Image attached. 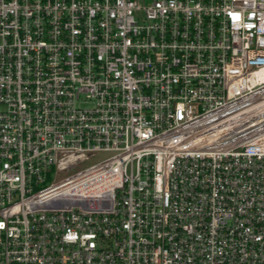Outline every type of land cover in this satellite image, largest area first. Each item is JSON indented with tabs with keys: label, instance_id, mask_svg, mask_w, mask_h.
I'll return each mask as SVG.
<instances>
[{
	"label": "built area",
	"instance_id": "1",
	"mask_svg": "<svg viewBox=\"0 0 264 264\" xmlns=\"http://www.w3.org/2000/svg\"><path fill=\"white\" fill-rule=\"evenodd\" d=\"M0 264H264V0H0Z\"/></svg>",
	"mask_w": 264,
	"mask_h": 264
},
{
	"label": "rangeland",
	"instance_id": "2",
	"mask_svg": "<svg viewBox=\"0 0 264 264\" xmlns=\"http://www.w3.org/2000/svg\"><path fill=\"white\" fill-rule=\"evenodd\" d=\"M106 156H107V153H105V152L98 153L96 156L92 157L90 160L81 162L79 164V167L80 168H85V167H87V166H89V165H91V164H93V163L105 158ZM52 178H53V176H52Z\"/></svg>",
	"mask_w": 264,
	"mask_h": 264
}]
</instances>
